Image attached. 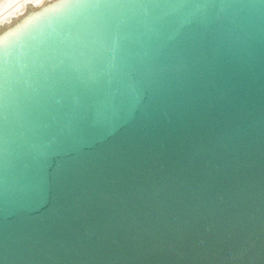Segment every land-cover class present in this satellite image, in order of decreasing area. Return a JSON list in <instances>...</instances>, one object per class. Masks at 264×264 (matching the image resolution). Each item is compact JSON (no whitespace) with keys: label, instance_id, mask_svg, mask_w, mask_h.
I'll list each match as a JSON object with an SVG mask.
<instances>
[{"label":"water","instance_id":"obj_1","mask_svg":"<svg viewBox=\"0 0 264 264\" xmlns=\"http://www.w3.org/2000/svg\"><path fill=\"white\" fill-rule=\"evenodd\" d=\"M0 39V264H264V0H66Z\"/></svg>","mask_w":264,"mask_h":264},{"label":"rangeland","instance_id":"obj_2","mask_svg":"<svg viewBox=\"0 0 264 264\" xmlns=\"http://www.w3.org/2000/svg\"><path fill=\"white\" fill-rule=\"evenodd\" d=\"M24 1V2H23ZM37 1H40L41 2V0H26V2L27 3H25V0H0V6L1 5H10V4H12V5H14L13 7H12V9L9 11V12H7L6 14L5 13H2V14H0V33H2V34H0V39L1 38H3L4 36H6V35H9L10 34V32H12V31H14L15 29H17L18 27H21V26H23V24H26L25 22H26V18H27V20H29V17H25V16H27V14L30 12V13H34V14H36V12H38V13H40V11H42V10H44V9H47V8H50V7H52V6H54V5H56V4H59V1L60 0H58V2H57V0H50L51 2H49V4H48V2H45V3H43L44 4V7H43V4H42V2L40 3V4H36V3H38ZM43 1V0H42ZM36 2V3H35ZM61 2V1H60ZM15 3V4H14ZM24 3H25V5H28L29 6V9L26 11L25 9H27L26 8V6L24 5ZM35 4V5H34ZM52 4V5H51ZM36 5L37 6H40V7H36ZM42 5V6H41ZM11 6V5H10ZM27 6V7H28ZM47 6V7H46ZM34 7V8H33ZM14 8V9H13ZM25 13H24V12ZM12 12H14V13H12ZM20 13V15H19V13ZM22 12V13H21ZM11 13V15L9 16V14ZM30 13H29V15H30ZM23 14V15H22ZM15 15V16H14ZM28 15V16H29ZM3 16V17H2ZM6 16V17H5ZM7 16H9V17H7ZM17 16V17H16ZM35 16V15H34ZM33 16V17H34ZM36 17V16H35ZM3 18V19H2ZM8 18V19H7ZM12 18V19H11ZM21 18H23L22 20L23 21H20L21 20ZM11 20V21H10ZM13 20V21H12ZM17 20H18V22H17ZM6 21H8L7 23H9V21L10 22H14L13 24L11 23H9V24H7L6 23ZM3 23V25H2V23ZM21 23V24H20ZM23 23V24H22ZM13 25V26H12ZM14 25H15V28H11V26L12 27H14ZM6 27V28H5ZM10 28V30H8ZM7 31H6V30ZM5 30V32H3ZM2 31V32H1Z\"/></svg>","mask_w":264,"mask_h":264},{"label":"bare ground","instance_id":"obj_3","mask_svg":"<svg viewBox=\"0 0 264 264\" xmlns=\"http://www.w3.org/2000/svg\"><path fill=\"white\" fill-rule=\"evenodd\" d=\"M14 1H15V0H14ZM44 1H45V2H48V4H49V2H51L52 0H51V1H50V0H43V1L41 0L42 4L45 3ZM54 1H55V0H54ZM60 1L63 2V1H66V0H60ZM60 1H59V3H60ZM23 2H24V1H23ZM37 2H38V3L35 2L37 5L41 3L40 1H37ZM55 2H56V1H55ZM57 2H58V0H57ZM25 3H27L26 0H25ZM25 3H24V5H25ZM14 4H15V3H14ZM10 5H11V6H10ZM10 5H5V4H4V5H1V6H0V14H2V13H5V14H6L7 12H9V11L12 9V7L14 6V5H12V4H10ZM34 5H35V4H34ZM37 5H36V7H40V6H37ZM51 5H52V4H51ZM25 6H26V8H27V9H25V10L27 11V10L29 9V6H28V5H25ZM27 6H28V7H27ZM41 6H42V5H41ZM43 7H44V4H43ZM46 7H47V6H46ZM33 8H34V7H33ZM13 9H14V8H13ZM42 11H43V10H42ZM42 11H40V12H42ZM23 12H24V11H23ZM12 13H14V12H12ZM18 13H19V12H18ZM21 13H22V12H21ZM24 13H25V12H24ZM29 13H30V12H29ZM29 13L27 14V16H25V17H29V20H27V18L25 19L26 22H29L30 20H32L33 18H35V17H33V16L35 15V14H34L35 12H34L33 14L30 13V15H29ZM36 13H38V12H36ZM10 15H11V13L9 14V16H10ZM19 15H20V13H19ZM22 15H23V14H22ZM28 15H29V16H28ZM9 16H7V17H9ZM11 16H12V15H11ZM14 16H15V15H14ZM20 16H21V15H20ZM35 16L37 17L38 15H35ZM2 17H3V16H2ZM5 17H6V16H5ZM16 17H17V16H16ZM2 19H3V18H2ZM7 19H8V18H7ZM11 19H12V18H11ZM22 19H23V18H21L20 21H23V20H24V19H23V20H22ZM10 21H11V20H10ZM10 21H9V23L11 24L12 22H10ZM12 21H13V20H12ZM7 22H8V21H6V23H7ZM17 22H18V20H17ZM26 22H25V23H26ZM1 23H2V22H1ZM9 23H7V24H9ZM13 23H14V22H13ZM13 23H12V24H13ZM20 24H21V23H20ZM22 24H23V23H22ZM0 25H1V24H0ZM2 25H3V23H2ZM23 25H24V24H23ZM3 26H4V25H3ZM12 26H13V25H12ZM12 26H11V28H15V25H14V27H12ZM5 28H6V27H5ZM5 30H6V29H5ZM5 30H4L3 32H5ZM8 30H10V28H9ZM6 31H7V30H6ZM1 32H2V31H1ZM5 33H6V32H5ZM0 34H2V33H0ZM10 34H11V33H10Z\"/></svg>","mask_w":264,"mask_h":264}]
</instances>
